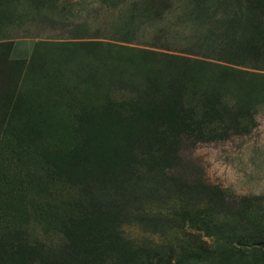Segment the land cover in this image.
Masks as SVG:
<instances>
[{"label":"rangeland","instance_id":"obj_1","mask_svg":"<svg viewBox=\"0 0 264 264\" xmlns=\"http://www.w3.org/2000/svg\"><path fill=\"white\" fill-rule=\"evenodd\" d=\"M0 264H264V0H0Z\"/></svg>","mask_w":264,"mask_h":264}]
</instances>
